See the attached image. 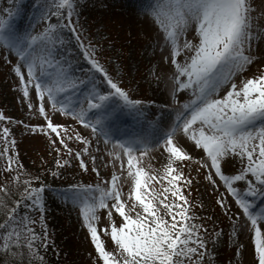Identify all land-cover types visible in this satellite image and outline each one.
<instances>
[{
    "label": "snow or ice",
    "instance_id": "6c2138e0",
    "mask_svg": "<svg viewBox=\"0 0 264 264\" xmlns=\"http://www.w3.org/2000/svg\"><path fill=\"white\" fill-rule=\"evenodd\" d=\"M78 2L42 0L37 5L38 19L44 22L42 30L35 31L34 25H30L17 31L13 20L20 12L19 0H8L9 6L0 8V49L17 57L12 70L19 78L18 87L24 100H29V86H34L35 97L40 100L38 110L32 102H28L27 107L35 110L45 123L24 124L25 130L36 132L39 129L54 134L50 135L49 143L57 154L54 157L56 169L49 166V175L59 177L58 169L70 164L69 156L73 153L79 168L88 171L89 166L82 157L90 148L89 137L67 124L52 122L49 111L71 117L74 122L90 128L94 137H103L106 144H112L107 152V163L113 169L110 177L101 176L97 157L92 156L91 171L96 174L97 183L77 182L58 190L59 198L65 204L79 209L94 246L92 264H211L210 245L221 243L224 233L222 229L213 228L205 236L208 232L206 224L190 222L196 217L189 215L188 197L176 183L183 179V186L190 187L199 175V167L195 169L196 176L192 175L191 169L184 175V165L189 161L208 169L204 179L217 193L216 204L224 209L232 225L229 240L238 235L237 227L242 230L250 222L255 260L257 264H264V226L258 224V221H264V71L254 78L242 80V86H237L233 79L254 61V42L264 40V28L256 22L258 17L253 15L251 0H152L151 6L142 10L158 30L157 45L169 52L164 60L169 63L171 72L167 77L157 75L155 71L150 73L157 83L164 79L171 88V105L158 108L152 114H146L145 105H151L153 101L131 98L100 62L96 46L85 43L86 37L78 21ZM52 16L57 17L55 22L51 20ZM193 25L198 37L196 43L182 39ZM73 40L77 56L89 65L83 79L73 73ZM97 74L101 86L94 83ZM226 84L229 85L227 91L218 96L221 86ZM81 89L84 95L69 103L67 95L73 91L79 93ZM181 90L190 91V100H178L177 94ZM124 116L142 121L143 127L124 139H114L112 133ZM0 120L22 122L12 121L2 113ZM61 130H64L63 134ZM0 132L4 145L0 161L11 174V182L18 186L19 174L13 168L17 164L15 144L13 141L10 148L4 139L9 136V127L0 126ZM181 133L193 141L196 148L203 150V159L179 146L178 134ZM72 140L81 142L80 150L69 146L67 141ZM153 147L161 149L162 157L166 154L163 179L167 180V188L176 198L168 203L159 201L165 209L163 215L151 199L141 196V190L147 185L142 181L144 170L137 166L138 159ZM237 158L238 170L235 169ZM17 167L23 166L17 164ZM230 168L231 172L228 171ZM122 179L130 183L129 195L134 198L127 211L121 192ZM39 180L38 175L25 179L19 189L21 198L10 204L0 199L3 214L0 218V252L11 255L21 264L25 256L28 264L33 261L43 264L40 249H46L52 243L43 216L45 185L30 183ZM8 192V188L0 184V193L6 197ZM226 195L231 196L239 211L233 213ZM136 201L142 212L137 210L134 216L129 213L135 209ZM29 209L39 213L36 219L30 218ZM98 209L107 210L108 221L99 230ZM114 213L122 218L118 225L113 220ZM145 213L147 215H143ZM241 217L245 218L244 226L239 225ZM37 223L39 232L35 230ZM101 232L110 236L111 249L101 238ZM205 256L209 257L208 261ZM4 264L9 262L5 260Z\"/></svg>",
    "mask_w": 264,
    "mask_h": 264
},
{
    "label": "rangeland",
    "instance_id": "374dc122",
    "mask_svg": "<svg viewBox=\"0 0 264 264\" xmlns=\"http://www.w3.org/2000/svg\"><path fill=\"white\" fill-rule=\"evenodd\" d=\"M41 2L42 0H19L20 12L13 20L17 31H23L30 25H34L35 31L42 30L44 22L38 19L39 8L37 7ZM151 3L152 0H79L76 6L79 13V25L86 37L85 43L91 42L96 46V55L109 74L121 87L129 92L131 98L153 101L151 105H145L146 114H152L158 108L171 105V88L164 79L157 83L156 79L150 75L153 71L157 75L163 74L165 77L171 75L169 63L164 60L169 52L157 45L158 30L152 20L142 12L143 9L150 7ZM251 3L254 6L253 15L258 17L257 24L264 28V0H251ZM8 6V0H0V8ZM56 19V16L51 17L53 22ZM73 19H76L75 15ZM65 35L67 37V30H65ZM184 38L191 40L193 43L197 42L198 37L194 25L190 26L184 33L182 39ZM254 43L255 47L252 50L255 57L254 61L243 72L237 73L233 77L237 86H242V80L246 81L249 77L254 78L260 71H264V40ZM72 46L74 49L71 53L73 73L83 79L89 65L77 56L74 40ZM15 63H17L15 55L0 49V113L11 118L12 121H22L11 123L8 120H0V126L9 127V136L4 139L8 141L10 148L14 141L16 149L14 155L17 158V164L23 166L19 168L17 164L13 165L16 173L19 174L20 180L19 185L16 186L15 182H11V174L5 170L3 161H0V184H4L9 190L6 197L0 193V195L2 194L0 199H4L8 203L10 198H14V200L21 198L19 189L23 187V181L28 179L29 176L38 175L40 180L30 181V183L33 185L43 183L45 185L42 194L44 201L43 216L44 223L47 225L48 237L52 242L46 249H40L44 257L43 264H92L91 257L95 255L94 246L91 244L87 229L79 216V209L71 204H65L59 198L58 190L77 182L96 184V174L91 171L92 156L97 157L96 164L101 176L110 177L113 169L112 165L107 163L109 159L107 152L111 150L112 144H106L103 137H94L90 128L74 122L71 117H67L59 111H49L52 122L67 124L70 128L90 139L89 152L82 157L89 166L88 171L79 168V161L74 158L73 153L69 156L70 164L62 165L58 169L61 173L59 177L49 175V166L56 169L54 157L57 154L49 143L50 135L54 134L44 133L39 129L36 132L25 130L24 124L40 125L44 124L45 121L36 114L35 110H30L27 107V103L32 102L35 109L38 110L40 100L35 97L34 86H29V100H24L23 92L18 87L19 78L12 70V65ZM94 83L98 86L102 85L99 74H97ZM103 86L106 87V85ZM228 87L227 84L221 86L217 95L223 96ZM83 95V89L79 93L73 91L67 95V100L72 103L77 96ZM177 96L179 101L190 100V91L181 90ZM45 103H47L46 95ZM48 107L51 108L50 105ZM142 127V121H133L132 117L124 116L112 133V137L114 139H124L128 135L140 131ZM63 131L61 130L62 134ZM178 135L179 146L185 148L189 154L197 158H204L201 148H196L194 142L184 137L182 133ZM0 137H3L2 132H0ZM67 143L74 150H80L82 147L80 141L72 140L67 141ZM3 147V140H0V152L3 151ZM9 154L12 155L13 153L10 152ZM165 163L166 154L162 157L161 149L153 147L144 157L138 159L137 164L138 167L144 170L142 181L147 185L146 188L141 190V196L144 199H151L152 203L160 209L159 214L161 215L164 214L165 209L159 201L165 200L168 203L176 199L167 188V180L163 179ZM197 167H199L198 176L195 172ZM239 168L240 163L239 158H237L235 169L238 170ZM190 169L192 175L196 176L190 187L183 186V179L176 181L178 185H181V192L188 197L189 215L194 214L196 217L195 220L190 222L206 224L208 232H205V236L213 228L222 229L224 233L221 237V243L210 245L213 252L211 264H257L255 248L250 238V222L242 230L241 227H237L238 235L229 240L232 225L224 209L216 204L217 193L212 191V186L204 179L208 169L189 161L184 165V175H188ZM117 171L119 173V165H117ZM228 171L231 172L232 169L230 168ZM120 183L122 198L125 201V210L127 211L134 199L129 195L131 185L125 183L123 179ZM235 186L239 187V184H235ZM225 198L231 205L233 213L239 211L230 195H226ZM259 203L260 201L257 202V206ZM193 204L195 206H192ZM201 204H203V207H200ZM20 210L23 212V207ZM137 210L142 212L139 201L135 202V209L129 214L135 216ZM28 211L31 219H36L39 215L38 212H32L31 209ZM106 211V209L97 210V215L100 217L97 222L98 230L107 225ZM121 219L119 214L114 213L113 220L117 225L121 222ZM165 219H170V217L165 216ZM245 223V218L241 217L239 225L244 226ZM258 224L264 226V221H258ZM35 230L40 231L39 223L35 225ZM100 234L109 249H111L113 244L110 236H105L102 232ZM262 235H264V227H262ZM237 249H239L238 253ZM8 256L9 259L7 257L3 260L9 262L11 255ZM204 259L208 261L209 257L205 256ZM17 262L21 264L19 260ZM23 264H28L26 256ZM33 264H40V261H33Z\"/></svg>",
    "mask_w": 264,
    "mask_h": 264
},
{
    "label": "trees",
    "instance_id": "16d2710c",
    "mask_svg": "<svg viewBox=\"0 0 264 264\" xmlns=\"http://www.w3.org/2000/svg\"><path fill=\"white\" fill-rule=\"evenodd\" d=\"M0 196H2V194L0 195ZM13 197V196H12ZM14 200V198H10V201L8 202L9 204L11 203V201H13ZM2 211H0V218H2ZM26 251V250H25ZM8 257V258H7ZM4 258H7V259H9V256L8 255H5V254H3L2 252H0V264H4ZM9 264H18V262H17V260L15 259V258H13L12 256H11V260L9 261Z\"/></svg>",
    "mask_w": 264,
    "mask_h": 264
}]
</instances>
